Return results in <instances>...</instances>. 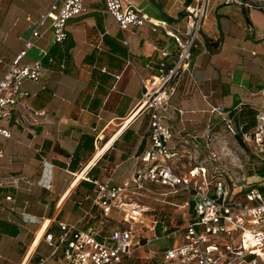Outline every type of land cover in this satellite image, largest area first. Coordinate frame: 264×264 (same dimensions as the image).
I'll list each match as a JSON object with an SVG mask.
<instances>
[{
    "label": "crops",
    "instance_id": "crops-1",
    "mask_svg": "<svg viewBox=\"0 0 264 264\" xmlns=\"http://www.w3.org/2000/svg\"><path fill=\"white\" fill-rule=\"evenodd\" d=\"M55 1L60 6L63 0H0V79L29 38L32 46L20 63L40 59L45 66L37 81L24 79L20 85L28 93L22 101L43 113L22 112L20 122L14 120L18 113L1 120L10 137L0 138V177H18L19 183L0 188V264H60L61 250H54L45 233L56 232L58 222L78 223L87 210L97 211L87 178L128 181L144 166L138 156L150 146L148 111H135L140 76L154 74L147 67L158 60L152 44L169 40L148 26L121 31L102 0H85L86 12L68 20L62 43L52 42L49 21L31 38ZM128 1L174 30L184 29L185 6L195 2ZM241 1L209 0L192 71L183 74L168 108L160 111L163 125L174 133L169 144L178 146L169 162L179 174L202 166L196 163L206 126L214 132L213 146L220 136L222 123L208 112L210 105L232 111L240 103H254L263 109L264 1ZM53 47L57 54H49L53 62L48 63L43 52ZM183 134L189 135L186 142ZM46 178L49 187L43 186Z\"/></svg>",
    "mask_w": 264,
    "mask_h": 264
},
{
    "label": "built area",
    "instance_id": "built-area-1",
    "mask_svg": "<svg viewBox=\"0 0 264 264\" xmlns=\"http://www.w3.org/2000/svg\"><path fill=\"white\" fill-rule=\"evenodd\" d=\"M222 1L242 4L241 0ZM84 2L63 0L60 6L53 2L35 24L31 38L39 37L38 27L49 21L52 42L62 43L68 37V20L86 12ZM102 2L121 31L148 26L152 32L160 30L170 42L163 46L152 44L158 60L148 63L147 67L153 69L154 74L149 79L140 76L141 90L135 111H148L150 146L138 156L144 166L134 171L128 181L111 184L109 180L87 178L93 183L92 204L97 211L87 210L78 223L58 222L57 231L46 232L45 240L55 251L61 250L60 264H264V175H255L254 182L244 177L243 182L238 183L226 170L211 165L219 158L213 150L208 156L210 171L202 165L179 174L169 162L177 154L178 146L169 144L174 133L163 125L160 111L168 108L183 74L192 71L194 51L199 46L201 29L207 19L209 0H195L185 6L183 30L172 29L166 21L151 19L128 0ZM31 46L29 38L0 79V138L10 137L9 131L1 126L2 119H11L18 113L14 120L20 122L19 119H24L22 112L43 113L22 101L28 93L21 91V82L24 79L37 81L45 69L40 59L30 64L20 63ZM43 56L48 63L53 62L48 53L43 52ZM114 77L118 79L120 74ZM260 103L263 109L256 108L254 103H240L232 111H226L222 105H210L208 112L218 116L226 132L239 139L237 143L241 149L262 168L264 99ZM246 109L254 110L250 120L244 116ZM213 133L211 127L206 126L202 135L208 149L212 148ZM186 136L189 135L183 134L181 141L186 142ZM190 138L195 142L200 139L197 135H190ZM2 154L0 149V157ZM49 181L43 180V186L49 187ZM146 182L170 187L173 192H185L183 226L167 232L170 228L164 221L149 214L150 208L137 197ZM18 183V177H0V188H18ZM6 199L11 200V196ZM140 214L151 216L149 224L137 219ZM158 223L162 236L174 237V241L170 247L153 250L148 245L162 236L147 238L141 234L145 228L154 232ZM136 224L141 228L136 229Z\"/></svg>",
    "mask_w": 264,
    "mask_h": 264
},
{
    "label": "rangeland",
    "instance_id": "rangeland-1",
    "mask_svg": "<svg viewBox=\"0 0 264 264\" xmlns=\"http://www.w3.org/2000/svg\"><path fill=\"white\" fill-rule=\"evenodd\" d=\"M2 122L4 121L2 120ZM217 131L220 132V136L215 140V146L212 145L211 149L205 147L204 142H201L202 146L198 149L200 164L196 163V165H201V163H203L202 165L206 167H211V165L218 166L226 170L228 174L234 176L238 183L243 182L242 179L244 177H248L247 180L249 182H254L257 180L255 175H264V167L261 168V165L258 164L252 156L245 154L238 145V140L230 136L223 125H221ZM218 141L220 142L218 143ZM212 150L216 152L219 158L217 161H212L210 165L208 156L209 152ZM227 154L230 156H226ZM210 167L208 169L209 171ZM139 191L140 194L137 196L139 201L152 209V212L149 214H154L157 220L164 221L165 225L170 228L167 232L173 231L184 225L186 210L181 206L186 198L183 190L176 193L173 192L170 187L146 182ZM135 228L140 229L141 225L136 224ZM143 230L144 232L141 234L142 237L152 238L155 233L158 236H162L160 223L156 225L155 233H151L152 231L146 228ZM173 241L174 237L162 236L158 239H153L148 245V248L162 250L170 247Z\"/></svg>",
    "mask_w": 264,
    "mask_h": 264
},
{
    "label": "trees",
    "instance_id": "trees-1",
    "mask_svg": "<svg viewBox=\"0 0 264 264\" xmlns=\"http://www.w3.org/2000/svg\"><path fill=\"white\" fill-rule=\"evenodd\" d=\"M50 52H51V53H50ZM50 52L48 53V55H49V54H51V55H52V54H53V55H56V54H57V52L55 51L54 47L50 50ZM61 56H62V54H61ZM61 56H60V58H63V57H61ZM253 114H254V113H251V109H246V110L244 111V116H245L246 119H249V120L252 119V118H253V117H252ZM237 140L239 141V139H237ZM93 168H94V167H93ZM93 168H92V170H93Z\"/></svg>",
    "mask_w": 264,
    "mask_h": 264
},
{
    "label": "bare ground",
    "instance_id": "bare-ground-1",
    "mask_svg": "<svg viewBox=\"0 0 264 264\" xmlns=\"http://www.w3.org/2000/svg\"><path fill=\"white\" fill-rule=\"evenodd\" d=\"M106 146V145H105ZM104 146V147H105ZM104 147H103V149H104ZM107 147V146H106ZM141 216L140 217H138L137 219L139 220V221H142V222H144L145 224H149V220L151 219V216L150 215H148V214H140Z\"/></svg>",
    "mask_w": 264,
    "mask_h": 264
}]
</instances>
